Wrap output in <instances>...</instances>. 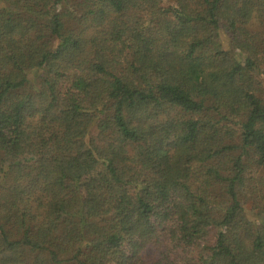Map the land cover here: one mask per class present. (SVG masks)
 Wrapping results in <instances>:
<instances>
[{
  "label": "trees",
  "instance_id": "1",
  "mask_svg": "<svg viewBox=\"0 0 264 264\" xmlns=\"http://www.w3.org/2000/svg\"><path fill=\"white\" fill-rule=\"evenodd\" d=\"M0 264H264V0H0Z\"/></svg>",
  "mask_w": 264,
  "mask_h": 264
},
{
  "label": "rangeland",
  "instance_id": "2",
  "mask_svg": "<svg viewBox=\"0 0 264 264\" xmlns=\"http://www.w3.org/2000/svg\"><path fill=\"white\" fill-rule=\"evenodd\" d=\"M149 253H152L153 252V248L152 247H150V248H148V250H147Z\"/></svg>",
  "mask_w": 264,
  "mask_h": 264
}]
</instances>
